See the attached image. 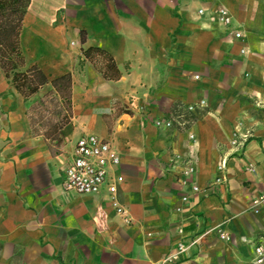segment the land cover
<instances>
[{
    "label": "crops",
    "instance_id": "obj_1",
    "mask_svg": "<svg viewBox=\"0 0 264 264\" xmlns=\"http://www.w3.org/2000/svg\"><path fill=\"white\" fill-rule=\"evenodd\" d=\"M89 134L119 156L121 215L62 190ZM259 193L264 0H28L0 51V264H252Z\"/></svg>",
    "mask_w": 264,
    "mask_h": 264
},
{
    "label": "built area",
    "instance_id": "obj_2",
    "mask_svg": "<svg viewBox=\"0 0 264 264\" xmlns=\"http://www.w3.org/2000/svg\"><path fill=\"white\" fill-rule=\"evenodd\" d=\"M218 16L224 23L228 22L225 11L220 9ZM236 33L235 37H240ZM202 105V104H200ZM194 108L189 106L187 111L191 112ZM172 119L165 121H154L156 127L172 126ZM243 145V142L240 144ZM119 165V156L113 151L110 143L96 135H82L74 143L72 156L64 164L61 170V187L65 193H73L79 196L98 195L101 191L106 190L110 198V204L115 212L121 215L124 211L116 199L118 186L123 179L120 175L112 174V170ZM218 171L225 169V162L221 161L218 165ZM247 171L253 172L252 167H247ZM220 181L218 178L216 182ZM194 192L198 191L193 187ZM264 208V193H259L250 199L249 209L252 214L259 213ZM218 236L221 240H226L227 235L219 231ZM183 249L178 245V250ZM169 256L168 258H170ZM252 264H264V248L256 246L254 248V258Z\"/></svg>",
    "mask_w": 264,
    "mask_h": 264
},
{
    "label": "trees",
    "instance_id": "obj_3",
    "mask_svg": "<svg viewBox=\"0 0 264 264\" xmlns=\"http://www.w3.org/2000/svg\"><path fill=\"white\" fill-rule=\"evenodd\" d=\"M28 0H0V51L6 47L10 51L14 50V43L20 28L23 9L27 6ZM42 81L43 78H39ZM37 79V80H38ZM69 76H64L57 82H67ZM173 115L182 114L183 121H194L197 117L194 113H181L175 106L171 112Z\"/></svg>",
    "mask_w": 264,
    "mask_h": 264
},
{
    "label": "rangeland",
    "instance_id": "obj_4",
    "mask_svg": "<svg viewBox=\"0 0 264 264\" xmlns=\"http://www.w3.org/2000/svg\"><path fill=\"white\" fill-rule=\"evenodd\" d=\"M59 118H60V116H59ZM63 118V117H62Z\"/></svg>",
    "mask_w": 264,
    "mask_h": 264
}]
</instances>
